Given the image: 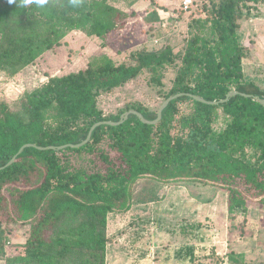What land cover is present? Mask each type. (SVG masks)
Returning <instances> with one entry per match:
<instances>
[{
  "label": "trees",
  "instance_id": "1",
  "mask_svg": "<svg viewBox=\"0 0 264 264\" xmlns=\"http://www.w3.org/2000/svg\"><path fill=\"white\" fill-rule=\"evenodd\" d=\"M261 2L210 0L208 16L189 24L181 51L144 44L121 62L105 54L78 71L51 76L20 100L0 101V167L34 144L0 169V256L6 264H106L109 216L130 209L143 178L226 185L229 231L234 212H246L249 204L234 183L255 189L264 202V104L255 98L264 99V77L257 82L245 74L240 34V20ZM129 16L111 0H0V73L15 77L75 30L107 38ZM170 66L177 71L165 98L185 95L165 107L157 124L131 114L120 125L98 126L81 147H38L80 143L93 124L118 121L130 109L157 118L158 111L138 102L107 115L99 97L145 70L163 87ZM233 90L240 93L218 104L188 95L220 100ZM181 102L192 103V110L177 118ZM220 108L227 121L217 130ZM5 222L29 224L27 239L12 244ZM236 255L228 254L229 264H246Z\"/></svg>",
  "mask_w": 264,
  "mask_h": 264
},
{
  "label": "crops",
  "instance_id": "2",
  "mask_svg": "<svg viewBox=\"0 0 264 264\" xmlns=\"http://www.w3.org/2000/svg\"><path fill=\"white\" fill-rule=\"evenodd\" d=\"M129 2L135 14L128 23L138 17L151 45L167 41L174 22L183 19L178 0H165V5L162 0ZM256 6L252 15L240 20V34L246 47L245 74L259 82L264 77V2ZM143 179L148 182L134 191L130 209L109 216L106 264H229L224 187L215 182ZM154 186L158 190H151Z\"/></svg>",
  "mask_w": 264,
  "mask_h": 264
},
{
  "label": "rangeland",
  "instance_id": "3",
  "mask_svg": "<svg viewBox=\"0 0 264 264\" xmlns=\"http://www.w3.org/2000/svg\"><path fill=\"white\" fill-rule=\"evenodd\" d=\"M130 0H111V2L128 15L134 16L133 7L129 4ZM181 4L182 0H178ZM165 3V0H162ZM196 6L191 12H185L181 9L177 2L176 6L179 14H182L181 22H174L172 34L165 42L154 43V46H162L163 44H171L176 51H181L185 48L187 39L190 36L189 24L196 18H206L208 9L211 7L210 0H195ZM165 5V4H164ZM161 7V6H160ZM138 13V12H137ZM130 16L123 23L122 27L114 30L107 38L87 37L81 30L78 33L70 32L65 41L60 46H56L53 50H48L35 63L23 68L15 77H9L5 73H0V101L5 99L8 102L20 100L23 95L31 92L35 88L44 84L51 76L65 75L70 72L78 71L87 67L90 60L108 54L117 62L127 61V57L132 50L141 47L144 44H149L150 36L142 34L140 23H143L139 18L131 19ZM132 26V27H131ZM167 42V43H166ZM177 68L170 66L165 70L163 78L164 86H158L151 81L152 73L145 70L136 79L127 84L114 89L108 93H102L99 97V106L104 110L105 114H116L122 108L132 103H142L144 106L158 111L162 103L165 101L164 93L168 92L173 86V81L176 76ZM181 113L190 112L192 103L181 102L179 104ZM227 117L223 109L218 110V115L214 124L215 129L221 130L224 128ZM176 124V123H175ZM173 132H178V125H175ZM148 182L141 179L135 185V190L142 187ZM149 184V183H148ZM219 186L226 185L218 183ZM148 186V185H145ZM240 188L246 197L249 199L248 209L246 212H234L236 223L232 231H228L229 247L226 248L227 254L232 252L236 255L243 254L246 264H264V202L262 196L258 195L255 189H250L243 182L233 184ZM190 190H194L189 185ZM151 190H158L157 186ZM9 230L8 236L12 244L25 241L29 236L31 226L20 225L15 223H2ZM230 224V220H229ZM8 254L11 250L8 249ZM237 257V255H236ZM239 264V261L234 262ZM0 264H6L3 256H0Z\"/></svg>",
  "mask_w": 264,
  "mask_h": 264
},
{
  "label": "water",
  "instance_id": "4",
  "mask_svg": "<svg viewBox=\"0 0 264 264\" xmlns=\"http://www.w3.org/2000/svg\"><path fill=\"white\" fill-rule=\"evenodd\" d=\"M240 92L238 90H233L231 92H229L225 98H222L220 100H207L199 95H195V94H191V93H188L189 96L199 100V101H202V102H205V103H209V104H218V103H224L226 101H228L232 96L236 95V94H239ZM244 95L246 96H252L251 94H246V93H243ZM185 95V93L183 92H180V93H176L174 95H171L169 96L163 103L162 105L160 106L159 110H158V115H157V118L155 119H148L146 118L143 113H141L140 111L136 110V109H130L128 111H126L125 113L122 114L120 120L118 121H113V120H102V121H98L96 122L95 124L92 125V127L90 128L89 130V133L87 135V138L85 140H83L82 142L80 143H76V144H73V143H70V144H65V145H61V146H47V147H43V146H38L40 149H44V148H51V149H64L66 147H81L85 144H87L91 138H92V135H93V132L94 130L100 126V125H103V124H109V125H120L122 124L124 121H126L129 116L131 114H135L137 115L143 122L145 123H149V124H157L161 118H162V115H163V110L165 109V107L174 99H177L181 96ZM259 102H261L262 104H264V99L263 98H259V97H255ZM27 146H34L33 143H28V144H25L23 145L19 152L7 163L5 164L4 166H1L0 169H3L9 165H11L13 162H15V160L17 159L18 155L23 151V149Z\"/></svg>",
  "mask_w": 264,
  "mask_h": 264
},
{
  "label": "built area",
  "instance_id": "5",
  "mask_svg": "<svg viewBox=\"0 0 264 264\" xmlns=\"http://www.w3.org/2000/svg\"><path fill=\"white\" fill-rule=\"evenodd\" d=\"M196 3L195 0H182L180 7L182 10H184L185 12H191L193 10V8H195ZM226 254V252H225ZM224 254V255H225ZM226 262V260H225ZM227 264V263H225Z\"/></svg>",
  "mask_w": 264,
  "mask_h": 264
}]
</instances>
